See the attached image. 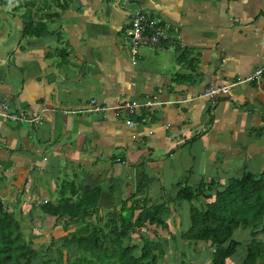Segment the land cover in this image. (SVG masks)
Instances as JSON below:
<instances>
[{"label": "crops", "instance_id": "1", "mask_svg": "<svg viewBox=\"0 0 264 264\" xmlns=\"http://www.w3.org/2000/svg\"><path fill=\"white\" fill-rule=\"evenodd\" d=\"M43 8L36 16L29 6L33 23L47 25L44 36L25 35L20 15L5 14L0 28V106L42 118L31 126L0 117V197L10 211L43 219L45 204L95 192L104 213L134 193L177 209L185 186L204 183L214 196L245 173L264 177V72L238 83L264 66V0ZM138 12L166 25L171 40L133 57L126 35ZM228 84L216 102L203 96ZM92 99L108 110L87 112ZM132 100L154 102L137 109L145 123L129 126L117 109Z\"/></svg>", "mask_w": 264, "mask_h": 264}, {"label": "trees", "instance_id": "2", "mask_svg": "<svg viewBox=\"0 0 264 264\" xmlns=\"http://www.w3.org/2000/svg\"><path fill=\"white\" fill-rule=\"evenodd\" d=\"M49 1L65 11L75 0H42L37 3L12 0V3L20 4L13 9L14 13L25 9L21 14L25 21V35L40 37L49 32L41 20L33 23V13L29 9V6H35V15L38 16L39 9L50 6ZM2 14L5 15L4 11ZM3 20L4 16L0 15V28ZM160 25L164 26L163 23ZM201 195L207 202L199 207L193 201ZM136 196L135 193L127 199L117 196L113 202L119 209L109 214L103 226L87 222L97 211L100 193L95 192L92 197L79 200L61 199L57 205L45 204L44 216L54 217L55 222L58 221L55 227L61 223L66 231L65 236L52 240L54 246L46 244L45 247V243L35 238L38 232L32 231L29 235L24 231V218L10 211L0 197V264H157L167 253L163 244L165 239L157 238L155 230H152L154 237L147 236L149 232L142 229L167 227L169 203L152 202ZM173 201L179 207L184 202L189 203L190 223L182 236L190 243H211L214 248L212 264H228L241 246H245L246 255L239 264H264V240L258 238L264 233L263 176L245 173L240 179L231 180L224 190L217 191L214 196L207 192L204 183L196 188L185 186ZM31 220L34 222L33 216ZM71 223L77 226L72 232L68 231ZM239 229L249 230L251 240L244 243L236 239L234 234ZM137 235L139 240L131 244Z\"/></svg>", "mask_w": 264, "mask_h": 264}, {"label": "rangeland", "instance_id": "3", "mask_svg": "<svg viewBox=\"0 0 264 264\" xmlns=\"http://www.w3.org/2000/svg\"><path fill=\"white\" fill-rule=\"evenodd\" d=\"M42 2V0H31ZM3 2V3H2ZM9 2V3H8ZM12 0H0V10L4 11L5 14L8 16H19L21 17V14L24 12L23 9L20 11L18 10L16 13H14L13 9L20 5L19 2H17L14 6L12 7ZM48 10H51L52 12H56L59 10L58 6L54 3H50V6H47ZM8 12H7V11ZM2 11H0V15L4 16L2 14ZM22 18V17H21ZM14 36V35H13ZM12 41V40H11ZM195 186L194 188H196ZM136 191V190H134ZM130 194V193H129ZM119 197V196H118ZM116 202H119V200H116ZM207 201L201 196L193 201V204L196 206L201 207L204 203ZM179 204V203H178ZM182 206H178L176 209L175 204H171L169 206V212L171 213H176L173 215H169L166 218V223L167 227H153V228H145L142 229L143 232H149L147 236L154 237V232L152 230H155L159 239H165L163 242L164 246L167 248V253L160 258L157 264H212V257H213V251L214 248L211 247V243H205V242H200L198 244L195 243H190L188 240H186L182 234L184 229H187L189 225V217H190V205L187 202H184L181 204ZM119 209V208H118ZM20 210V209H18ZM21 210L26 211L27 207L21 208ZM22 218H24L23 222V228L24 231L29 234L38 232V235L35 236L38 241L45 243L44 247L46 244L54 246V243H52V240H58L62 236H65L66 231L63 229V226L61 223H58L60 225V229H57L55 226H57V222L51 221V219H46L47 216H43V219L40 215H33L34 222H32L30 216L28 213H20ZM109 213H104L103 211H97L95 215L92 216L90 220L87 222L89 224H97L100 223L102 226L106 223L108 220ZM100 217L103 219L100 221ZM183 219H185L183 221ZM43 220V223H41ZM35 227V229H34ZM77 227V226H76ZM75 225H72L69 229H72L70 232L75 231L76 228ZM40 230V231H39ZM147 232V233H148ZM40 233V234H39ZM67 234H70L67 232ZM30 235V234H29ZM71 237V234L69 235ZM234 237L244 243L248 242L251 240L250 232L249 230H243L239 229L238 231L235 232ZM136 240H133L131 244H135L139 240V235L134 237ZM259 239L264 240V233L260 234ZM190 243V244H189ZM37 246H39V243L37 242ZM156 253H159L156 251ZM246 255V249L245 246H241L238 249V253L236 254L235 257H232L228 264H239L241 259Z\"/></svg>", "mask_w": 264, "mask_h": 264}, {"label": "built area", "instance_id": "4", "mask_svg": "<svg viewBox=\"0 0 264 264\" xmlns=\"http://www.w3.org/2000/svg\"><path fill=\"white\" fill-rule=\"evenodd\" d=\"M126 38L131 46L132 56L138 54L141 46L150 47H164L166 43L171 40L170 30L167 26L160 25L156 20H153L145 12H138L130 23ZM264 72V66L257 69L254 74L244 80H239L238 83L249 81L253 82L258 79ZM235 84V83H233ZM233 84L215 85L207 88L203 96L209 97L216 102L220 97L229 91ZM154 103L151 100L140 103L137 100L127 101L117 106V109L124 112L126 117V124L134 126L140 123H145L148 118L143 116L140 120L135 118L138 108L149 107ZM108 107L100 104L97 99H92L87 107L89 113H104ZM0 117L9 122H25L31 126L37 125L41 122V116H32L28 112L18 111L9 104L3 102L0 106Z\"/></svg>", "mask_w": 264, "mask_h": 264}]
</instances>
